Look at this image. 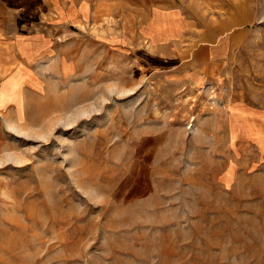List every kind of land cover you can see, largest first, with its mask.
<instances>
[{
  "label": "rangeland",
  "instance_id": "obj_1",
  "mask_svg": "<svg viewBox=\"0 0 264 264\" xmlns=\"http://www.w3.org/2000/svg\"><path fill=\"white\" fill-rule=\"evenodd\" d=\"M52 1L0 49V264H264V0Z\"/></svg>",
  "mask_w": 264,
  "mask_h": 264
},
{
  "label": "crops",
  "instance_id": "obj_2",
  "mask_svg": "<svg viewBox=\"0 0 264 264\" xmlns=\"http://www.w3.org/2000/svg\"><path fill=\"white\" fill-rule=\"evenodd\" d=\"M51 1L52 0H0V49L6 48L9 50L16 48L15 53L20 56L18 60L22 63V66H27L31 62V59L35 58L34 54L31 56L27 53L29 49L35 53L42 50L45 51V42H40V39H34L38 37L36 36L37 33L32 32L34 34L31 36L27 27L32 24L33 20H35L34 17L36 18V15H38V10H43L48 7L51 8ZM160 10L166 11L162 8H160ZM154 21L156 22V20ZM6 30H12L15 32L14 38L6 39L4 37ZM203 37L206 38V36ZM233 39L234 36L232 37V40ZM33 40L37 41L36 45ZM203 49H208L210 52L212 50L209 47ZM24 60H27V62L23 63ZM16 64H18V62ZM6 65L8 64L0 63V80H5V76L2 74L4 73V70L8 69ZM146 187L147 186H145V188ZM145 193L147 196L149 191L145 190Z\"/></svg>",
  "mask_w": 264,
  "mask_h": 264
},
{
  "label": "bare ground",
  "instance_id": "obj_3",
  "mask_svg": "<svg viewBox=\"0 0 264 264\" xmlns=\"http://www.w3.org/2000/svg\"><path fill=\"white\" fill-rule=\"evenodd\" d=\"M4 70V69H3ZM6 82V81H5ZM10 84V83H9ZM13 90V89H12ZM15 96V95H14ZM17 96V95H16ZM12 102V101H11ZM20 115V114H19ZM20 117V116H19ZM9 125V124H8ZM24 130V129H23Z\"/></svg>",
  "mask_w": 264,
  "mask_h": 264
}]
</instances>
